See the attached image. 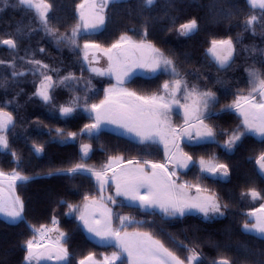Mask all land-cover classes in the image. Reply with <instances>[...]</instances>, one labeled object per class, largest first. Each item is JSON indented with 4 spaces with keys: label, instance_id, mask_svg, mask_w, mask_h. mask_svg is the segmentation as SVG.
I'll use <instances>...</instances> for the list:
<instances>
[{
    "label": "snow or ice",
    "instance_id": "1",
    "mask_svg": "<svg viewBox=\"0 0 264 264\" xmlns=\"http://www.w3.org/2000/svg\"><path fill=\"white\" fill-rule=\"evenodd\" d=\"M159 2L137 0L134 10L143 17L141 27L121 31L105 45L91 37L107 31L108 24L113 20L111 13L117 6L127 4L128 0H80L75 6V23L64 31L60 30L59 17L55 15V0H15V3L0 0V13L9 7H19L32 14L28 23L17 22L14 34L0 37V46H5L12 54L10 59H0V89L7 92L10 83H19L32 76L35 78L32 80L35 90L30 99L39 100L63 118L86 114L89 122L79 132L55 129L61 143L75 141L78 137L99 140L102 134L112 130L145 150L155 145L163 151L162 161L116 154L108 155L99 165H93L86 163L91 158L92 144L80 143L79 161L49 171L48 175L86 176L93 182L94 193H84L79 203L61 200L60 204L67 208L64 215L79 221L97 244L115 249L99 259L96 253L89 252L76 264H207L198 244L189 246L169 235L172 243L186 253L181 258L151 231L142 230L149 222L123 215L114 209L135 208L169 221L193 214H200L205 220L223 217L229 208L228 202L202 181L204 178H229L232 171L229 164L220 162L215 154L194 159L184 150L185 147L194 149L215 144L233 152L248 136L257 137L264 144V48L257 50L253 45L242 49L249 56L257 51L259 53V60L253 57L252 63L244 68L246 89L236 87L232 91L224 79L220 76L215 78V82L221 85L222 95L232 96L231 101L217 111L220 96L207 83H202L208 80V76L198 68H182L173 55L148 39L150 14ZM247 4L254 11L259 10V15H248L242 27L244 31L256 35L257 27L264 30V0H247ZM166 5L169 31L175 30L182 37H191L200 31L201 24L196 16L178 23V17L168 12L176 6L175 0H166ZM210 7L213 9V22L231 20L237 14L232 8L217 2ZM232 7L238 11V6ZM34 36L47 39L58 51L67 48L78 53L83 65L81 75L37 58L47 55L46 49L40 46V39L35 46L29 44L25 47L24 55H20L21 42L31 41ZM239 40V36L237 42L231 36L210 39L206 51L218 71L227 72L233 67ZM101 59H105L106 66H97ZM85 69L94 77H106L107 87L96 88L91 79L83 76ZM138 72L157 79L166 76L167 79H163L155 91L138 92L128 86ZM58 87L72 93L67 102L57 103L55 91ZM101 92L103 98L94 101L92 98ZM19 95L16 93L11 99L0 100V153L9 154L17 165L8 172L0 169V216L11 223L26 222L25 201L16 188L18 182L24 184L30 180L20 170L23 161L9 140L17 126L13 111L19 106ZM10 107L13 111L8 110ZM229 112L237 114L240 123L231 131H217L209 121ZM174 114L180 118L179 123L173 120ZM48 132L51 135L52 129ZM223 136L227 139L221 144L218 137ZM32 149L37 154L45 152L43 143L33 142ZM145 155L152 153L146 151ZM250 159H254L258 175L264 180V150ZM193 168L198 170L194 181L181 178L182 171ZM239 196L242 201L245 198L261 201L258 208L244 214L247 218L242 222L241 230L264 240V192L250 186ZM59 225L55 215L51 217L50 225L29 224L32 236L23 244L24 264H48L49 261L73 264L74 256L67 246L70 237ZM129 228L133 230L129 231ZM241 247L247 251L246 245ZM261 255L264 256V252ZM211 264H234V261L227 255H219L211 260ZM258 264H264V259Z\"/></svg>",
    "mask_w": 264,
    "mask_h": 264
},
{
    "label": "trees",
    "instance_id": "2",
    "mask_svg": "<svg viewBox=\"0 0 264 264\" xmlns=\"http://www.w3.org/2000/svg\"><path fill=\"white\" fill-rule=\"evenodd\" d=\"M12 2L15 3V0ZM79 2L80 0H55V15L59 17L61 31L75 23V6ZM214 2L232 8L237 14L231 20L222 19L218 23L213 22V9L210 5ZM175 3L174 8L168 9L169 14L177 16L178 23L191 16H196L201 24L200 31L191 37L179 36L175 30L169 31V18L165 14L166 0H160L157 8L150 14L148 39L166 53L173 55L182 68L186 70L198 68L208 76V80L202 83H207L214 91H217L220 96V105H217V111H219L222 105L231 101L232 96L222 95L221 85L215 82V78L220 76L224 79L226 86L232 91H235L236 87L246 89L244 68L247 64L252 63L253 57L259 60V53L257 51L249 56L242 49L253 45L257 50L264 48V30L257 27L256 35H253L251 32L244 31L242 27L243 20L250 14L259 15V10L251 9L247 0H175ZM136 4L137 0H128L127 4L117 6V9L111 13L113 20L108 24L107 31L91 38L107 45L121 31L129 28L139 29L143 17L134 10ZM233 5L238 6V11L237 8L232 7ZM129 9L132 11L129 12ZM31 19L32 14L26 13L22 8H7L0 13V37H5L7 33L14 34L17 22L28 23ZM228 36H231L234 42H237L239 36L238 55L233 67L227 72H222L218 71L211 62L206 50L212 37L221 39ZM38 39L40 37L34 36L31 41H22L19 54L24 55L23 49L29 44L35 46ZM40 46L46 49L47 55L37 58L44 59L54 67L59 66L63 70H71L77 76L81 75L80 70L83 65L78 53L67 48L58 51L47 39H40ZM11 55L9 49L0 46V59H10ZM257 66L259 67L260 64L257 63ZM83 76L91 79L96 88L107 87V78L105 77H94L86 69ZM29 77L19 83H10L7 92L0 89V100L11 99L16 93H20L17 97L19 101L17 110L13 111L11 107L8 109L13 111V115L17 119V126L11 132L9 140L12 148L23 161L20 170L30 177L27 183L20 184L18 182L16 188L17 193L25 201L26 222L11 223L0 217V264H24L25 249L23 244L32 236L29 224L50 225L53 215L60 221V228L70 237L67 246L69 252L74 256L73 264H76L77 260L89 252H94L101 257L115 249L97 244L86 234L79 221L74 217L64 215L67 208L60 204L61 200L79 203L84 193L95 192L93 182L86 176L69 178L65 175H48L49 171L68 167L71 163L79 161L80 143L92 144L91 158L86 163L93 165H99L106 160L108 155L116 154L162 161L164 158L162 148L153 145L145 150L143 146L137 145L134 141H129L128 138L109 131L102 134L99 140L90 141L87 137H78L75 141L69 140L66 143H61V138L55 135V129L79 132L83 125L89 122L86 114L80 113L71 118H63L50 112L49 108L39 100L30 99L35 85L28 81ZM163 79H166V76L157 79L154 76L136 75L128 86L138 92L147 93L155 91ZM70 96V91L65 88L58 87L55 91L58 104L67 102ZM102 98L103 93L101 92L99 96L92 99L95 101ZM209 122L216 126L217 131L221 129L231 131L240 123V119L234 112H229L221 113ZM48 129H52L51 135H49ZM218 139L224 141L227 137H218ZM33 142L43 143L45 152L35 153L32 149ZM184 150L192 154L194 159H198L201 155L208 158L215 154L220 162L229 164L232 170L229 178H204L202 181L206 187L216 191L224 201L228 202L229 208L223 217L205 220L202 215L193 214L180 220L169 221L159 215H149L135 208L123 207L115 208V210L138 220L149 222L142 230L151 231L167 247L176 251L181 258H184L186 253L172 243L169 235L189 246L193 243L198 244L207 264H211V260L219 255L229 256L233 259L234 264H258L260 260L264 259V256L261 255L264 252V240L245 234L241 230V225L247 218L244 214L250 209L260 206L261 201H254L250 198H245L242 201L239 193L250 186H255L264 192V180H261L258 175L254 159H250V157L254 158L258 155L259 151L264 150V144H261L258 138L248 136L233 152H228L215 144L194 149L185 147ZM146 151L151 152L152 155H145ZM16 167L17 165L12 162V157L9 154L0 153V169L8 172ZM197 175L198 170L195 168L181 172V178L189 181H194ZM243 245L247 246V251L241 247Z\"/></svg>",
    "mask_w": 264,
    "mask_h": 264
},
{
    "label": "rangeland",
    "instance_id": "3",
    "mask_svg": "<svg viewBox=\"0 0 264 264\" xmlns=\"http://www.w3.org/2000/svg\"><path fill=\"white\" fill-rule=\"evenodd\" d=\"M97 66H100V67H104V66H106V63H105V59H101L100 61H99V64L97 65ZM137 75H141V76H144V77H152L151 75H148V74H145V73H140V72H138L137 73ZM30 78V80H28L30 83H32V80L33 79H35L34 77H32V76H30L29 77ZM86 78V77H85ZM106 78V77H105ZM88 79V78H87ZM166 79H167V77H166ZM114 82V81H113ZM81 86H83V81L81 82ZM71 93V92H70ZM71 95H72V93H71ZM47 106V105H46ZM48 107V106H47ZM49 108V107H48ZM50 111V110H49ZM50 112H52V111H50ZM52 113H55V112H52ZM55 114H58V113H55ZM59 115V114H58ZM173 120L176 122V123H179L180 122V118L177 116V115H173ZM109 132H112V133H115V134H117L116 132H114V131H112V130H108ZM118 135V134H117ZM120 136V135H119ZM122 137H124V136H122ZM126 138V137H125ZM257 138V137H256ZM259 139V138H258ZM221 142V144H223V141H220ZM39 154H41V153H39ZM186 171V170H185ZM254 201H257V200H254ZM259 207V206H258ZM257 207V208H258ZM114 211H116L115 209H114ZM123 215H126V214H123ZM0 217H2V218H4V219H6L5 217H3V216H0ZM118 223V222H117ZM85 230V229H84ZM129 231H131L130 229H128ZM133 230V229H132ZM85 232H86V234L91 238V235L85 230ZM92 239V238H91ZM113 251H115V250H113ZM112 252V251H111ZM110 252V253H111ZM110 253H105V254H110ZM97 256V255H96ZM97 258L99 259V258H102V256L101 257H99V256H97ZM48 264H55V262L54 261H49L48 262Z\"/></svg>",
    "mask_w": 264,
    "mask_h": 264
}]
</instances>
